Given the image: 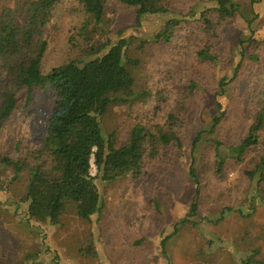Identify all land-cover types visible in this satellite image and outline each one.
<instances>
[{
  "label": "rangeland",
  "instance_id": "rangeland-1",
  "mask_svg": "<svg viewBox=\"0 0 264 264\" xmlns=\"http://www.w3.org/2000/svg\"><path fill=\"white\" fill-rule=\"evenodd\" d=\"M233 1L238 10L218 29L213 48L216 63L198 60L193 43L187 40L195 36L194 30L199 31L197 19L214 0H165L167 12L147 16L139 26L134 23L133 8L107 1L103 17L106 35L111 39L131 36L128 55L137 64L128 69L135 82L134 92H148L150 97L112 106L103 118L104 130L115 132L120 146L129 127L151 116L158 97L164 95L162 109L171 108L180 99V90L193 79L195 88L189 98L194 107L181 135L182 153L169 147L140 176L97 180L100 212L86 221L77 216L73 203H67L56 226L27 221L22 202L27 173L23 171L12 180L11 168H3V264H241L248 258L250 264H264V187L263 194L257 196L246 176L264 152V145L248 149L239 162L227 156L228 149L239 145L247 134L250 89L264 71V46L249 43V39L264 38V0ZM181 17L189 23L176 29V40L158 42L156 36L165 23ZM84 20L85 13L76 0H63L55 9L46 32L48 46L41 64L44 73L84 56L87 46L79 35ZM250 55L258 60H251ZM222 78L224 92L218 88ZM215 101L221 104L224 117L211 132ZM53 105L54 94L36 88L28 107L16 111L0 130V153L22 159L38 148ZM215 141L221 143L225 156L219 174L215 172ZM192 158L197 186L188 175ZM95 173L92 165L91 175ZM197 196L198 208L191 216L190 206ZM224 209L229 210L219 220Z\"/></svg>",
  "mask_w": 264,
  "mask_h": 264
},
{
  "label": "trees",
  "instance_id": "trees-1",
  "mask_svg": "<svg viewBox=\"0 0 264 264\" xmlns=\"http://www.w3.org/2000/svg\"><path fill=\"white\" fill-rule=\"evenodd\" d=\"M62 1L0 0V130L16 111L28 107L36 88L49 89L54 94L53 110L38 148L28 151L22 159H13L0 153V179L5 167L11 168L12 180L26 171L27 188L22 202L26 204L27 221L52 226L60 223L67 203H73L77 216L86 221L100 212L97 180L111 182L128 175L140 176L150 162L160 158L169 147L181 154V135L194 107L189 95L195 88L192 79L180 90V99L165 110L162 109L164 95L158 97L151 116L147 115L129 127L125 140L117 146L116 133L104 130V116L114 105H131L150 97L148 92H134L135 82L128 69L137 64L128 55L132 38L118 35L111 39L109 34L106 35L103 17L106 3L111 0H76L85 13V20L79 30L87 46L83 51L84 56L44 73L41 64L48 46L46 32L55 9ZM114 1L135 10L136 26L147 16L167 12L165 0ZM237 10L238 5L233 0H214L213 6L199 16V31L194 30L195 36L187 39L193 43V53L198 60L217 62L213 48L218 39V29ZM183 23L189 21L184 17L168 20L156 36L158 42L175 41V31ZM197 35L198 39L195 38ZM249 41L250 44L264 46V38ZM239 45L242 47L243 42ZM249 58L258 60L255 55ZM239 66L238 63L234 77ZM225 84L222 78L218 83L220 92L225 91ZM246 113L251 122L247 134L239 145L228 149L227 156L236 162L242 160L248 149L264 145V71L250 89ZM223 117L221 104L215 101L211 132L220 125ZM199 138L200 135L195 138L193 145ZM213 147L215 172L219 174L224 167L225 156L221 152L220 142L215 141ZM92 165L96 170L94 176L91 175ZM188 175L197 186L193 158L188 166ZM246 176L260 197L264 187V152L257 157ZM197 200L198 196L190 206L191 216L197 211ZM227 210L222 211L219 220ZM165 241L166 238L162 245ZM250 262L248 258L242 260L241 264ZM0 264L3 263L0 261Z\"/></svg>",
  "mask_w": 264,
  "mask_h": 264
}]
</instances>
